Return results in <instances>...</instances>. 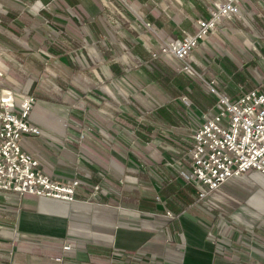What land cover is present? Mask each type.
<instances>
[{
  "label": "crops",
  "instance_id": "crops-1",
  "mask_svg": "<svg viewBox=\"0 0 264 264\" xmlns=\"http://www.w3.org/2000/svg\"><path fill=\"white\" fill-rule=\"evenodd\" d=\"M136 2L152 6L143 17L157 18L154 28L181 39L211 14L209 0H168L181 12L168 20L160 0ZM239 7L189 59L204 82L186 71L177 98L174 84L155 79L174 67L152 68L142 59L109 67L136 70L135 79L111 77V99L82 87L107 79L79 76L102 68L97 50L107 52L102 0H0V89L35 97L31 113L38 118L30 124L41 131L23 139L22 150L54 181L79 183L72 202L0 191V264H264V176L234 178L210 201L199 199L196 181L184 176L193 135L205 114L217 112L205 83L227 81L224 71L247 57L242 34L257 27L264 33V0ZM150 56L144 59L156 60ZM217 85L232 100L242 95L230 82ZM228 195L244 204L218 205Z\"/></svg>",
  "mask_w": 264,
  "mask_h": 264
},
{
  "label": "built area",
  "instance_id": "built-area-1",
  "mask_svg": "<svg viewBox=\"0 0 264 264\" xmlns=\"http://www.w3.org/2000/svg\"><path fill=\"white\" fill-rule=\"evenodd\" d=\"M243 0H224L208 20L197 22L198 31L178 41L162 40L161 55L184 63L185 71H194L187 61L201 40L216 29L222 18L239 13ZM149 26V25H148ZM158 53L153 58H158ZM216 97L217 112L205 114L193 135L190 150L191 171L187 180L197 183L199 199L220 190L227 182L250 171L264 176V88H257L232 100L217 90L216 80L206 83ZM12 90L0 91V191L29 194L42 198L74 201L78 181H54L39 168V162L26 154L20 145L28 135H40L38 127L28 124L35 99L26 95L17 102ZM169 217H173L169 212ZM66 251L71 250L65 246ZM61 261V259H58Z\"/></svg>",
  "mask_w": 264,
  "mask_h": 264
},
{
  "label": "rangeland",
  "instance_id": "rangeland-1",
  "mask_svg": "<svg viewBox=\"0 0 264 264\" xmlns=\"http://www.w3.org/2000/svg\"><path fill=\"white\" fill-rule=\"evenodd\" d=\"M83 1L85 3H89V0H83ZM160 1L162 3L160 9L163 12L164 19L168 20L169 19L168 17L174 18L175 17L174 12L177 11L178 7L176 9L173 6L169 5L168 0H160ZM209 1H210V6H211V10H210L211 12L212 11L216 12L217 7L221 3L224 2V0H221V1L220 0H209ZM102 2H103V12H104L103 16L105 18V21H102L101 24H103V28H105V30L107 31V52L106 53L102 52L100 54V51L97 50V52H99L97 55L98 60L94 59L95 61L100 60V62H102V63H100L102 68L83 70L80 72L79 76L82 80L91 79V80L98 81L99 78L103 79V80L107 79V82H105L104 84H98L96 86H86V87L82 86V87L85 90H87L88 92L95 90L97 93H100L102 95L107 94V96L112 99L113 93L114 94H116V93H115V91H113V89L111 87H108V86H110L109 80L111 79V77H113V74H112L111 70L109 69V67L118 66V65L124 67L122 64L129 63V62L131 63V65H136V62H139V60L140 61L142 59L144 60V58L146 56L148 58L150 55L153 56V54H155V53H158V55H159L158 58H159L160 56H163L160 54V51H159V47L161 46L162 40H164V41H178V40H181V38H175L172 35H167L166 32L159 30L158 27L154 28L150 21H146L145 17H143V16H145L147 13L150 12L152 6L150 7L146 4L144 6L142 4L140 6H138V3L137 2L132 3V0H102ZM191 7H192L191 5L188 6L189 10L191 9ZM180 13L181 12H176V14H178L176 16L177 18H179ZM239 13H240V10H239ZM239 13L236 15L238 16ZM236 15H232L231 17L222 18V21L223 20L224 21L222 23L219 21L218 24L221 23V26L225 25L226 23L230 24L233 22L234 17ZM176 23L179 24L181 29H185L186 22L182 23L179 21V19H177ZM217 27H218V25L216 26V29H217ZM168 31L173 33L174 30H168ZM239 34H242V33L239 32ZM125 36L127 38L132 37L135 39V42L138 41V43H140L141 49H144L143 50L144 58L139 57V56L137 58L134 57V54H136V52H133L134 50L131 51L130 50L131 47H129V49L126 47L125 42H124V40H126ZM262 38H264V33L258 27L255 29H252L250 32H245L244 34H242V41H244V43L246 45V47L244 49L247 50V57H246V60L244 59L245 60L244 62H245V64H248V69H251V67L253 66L254 68H256L258 70V72L261 75H258L259 73L256 74L255 76L252 75L250 78L247 79L249 81L248 82L246 79H244L241 76V74L239 75L238 72H233V71H231V69H229V72L231 71V74H229V72H227L228 70L224 71L226 76L229 77V79H227V81H226L225 77L216 78L215 80H216L217 84L219 83V81H220V84H223V85H225L226 82H230L231 86L237 92H242V94L244 92L254 90L257 88H261V89L264 88V40ZM101 39H103V37H101ZM90 42L91 43H87V44L85 43L84 50H89V48L92 47L91 44L93 42L92 41H90ZM110 43L112 45L117 46V48L120 49L122 55H119L116 58H112L111 56H109L108 48H110L109 47ZM98 45L99 44H97V46ZM99 50H100V47H99ZM164 56H166V55H164ZM187 62L189 64H191L190 63L191 61L188 60ZM181 63L184 65L183 62H181ZM127 67H129V66H127ZM240 67H242V66H240ZM191 73L194 74V76H193L194 79L198 78L199 80L204 82L205 77H203L204 75H202V73L197 72L198 74H196L194 71H191ZM228 74H229V76H228ZM253 79H254V88L250 89L247 85L248 84L252 85ZM205 86H207V84ZM117 87H118V85H117ZM207 88H208V86H207ZM228 88H229V85H228ZM5 89H7V88H2V89H0V91L5 90ZM118 89H119V87H118ZM220 89H221V86L217 85V90L220 93L224 94V92H222ZM208 91H209V93H211L209 88H208ZM15 95L18 97L17 102L19 103L21 97L19 98V96L16 93H15ZM34 99H35V97H34ZM184 99H186V98H184ZM35 103H36V99H35ZM35 103L33 105V108L35 107ZM54 107L56 108L57 106H54ZM58 108H60V107H58ZM32 111H33V109H32ZM37 113H38L37 110L35 112L31 113L30 117L26 120V122L28 124H30L36 118H38ZM23 139H26V137ZM20 145H21V143H20ZM224 189H229V187L226 186V187H224ZM228 194H230V193H228ZM228 196H230V198H228V199L224 198V200H219L218 205H221V206H223V205H227V206L236 205V206H238V205L244 204L241 202V199L238 198L240 196H238V195H236V197H233V195L232 196L228 195ZM204 200L210 201L211 200L210 194H208V196Z\"/></svg>",
  "mask_w": 264,
  "mask_h": 264
},
{
  "label": "trees",
  "instance_id": "trees-1",
  "mask_svg": "<svg viewBox=\"0 0 264 264\" xmlns=\"http://www.w3.org/2000/svg\"><path fill=\"white\" fill-rule=\"evenodd\" d=\"M239 10H240V7H239ZM210 17H211V14H210ZM210 17L208 19H210ZM208 19H205V20H208ZM150 22L152 23V25H156V24L158 25L160 23L157 18L153 21L151 19ZM125 39L126 40H124V42H125L126 47L128 49H129V47H131L130 50L131 51L134 50L133 52H136V54H134V57L137 58V55L140 53V50H141L140 46L138 45L139 43L135 42V39L132 37L127 38L125 36ZM109 47H110V48H108L109 56H111L112 58H116L117 56L122 55L120 49L117 48V46L112 45L110 43ZM143 56H144V52H143ZM150 58H151V56H150ZM144 61L149 63L152 68H156L157 64H159V63H161V64L165 63V64H169L170 66H173L174 69L170 70L171 71L170 76L168 75L167 71L162 70V71H160L158 76L155 77V79H160V83L165 84V86H167L168 83L174 84L175 89H176V97L177 98L181 96L180 95L181 92L186 90V85H187L186 79L189 76L187 75L188 73L184 70L185 66L181 63V61L175 59L174 57L164 56V55L160 56L156 60L144 59ZM176 66H180V70H181L180 72L178 70H176L177 69ZM240 66H242V67H240ZM233 70H234L233 72H238L239 75L241 74V76L246 80L248 78H250L252 75L255 76L256 74L259 73L258 70L256 68H254L253 66L251 67V69H248V64H245L244 60L241 63H239L238 65H234ZM111 72H112L114 78H119V79L120 78H127V79L133 78V79H135L136 78V75L134 74L136 72V70H130L128 73H126L125 71H120V69L118 67H115V68L111 69ZM181 74L186 76L187 78L183 77ZM258 75H261V74L259 73ZM252 82H253L252 85L251 84L247 85L250 89L254 88V79L252 80ZM181 87H183V89H181L182 91L179 90ZM224 90L226 91V89L222 87L221 91H224ZM224 95H227V92Z\"/></svg>",
  "mask_w": 264,
  "mask_h": 264
}]
</instances>
